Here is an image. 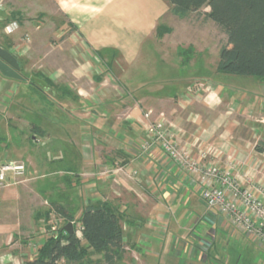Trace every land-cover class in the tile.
I'll return each instance as SVG.
<instances>
[{
  "label": "crops",
  "instance_id": "obj_1",
  "mask_svg": "<svg viewBox=\"0 0 264 264\" xmlns=\"http://www.w3.org/2000/svg\"><path fill=\"white\" fill-rule=\"evenodd\" d=\"M50 1L72 26L73 34L90 49L93 58L99 60L107 71L116 76L118 74L119 77L112 75L115 81L126 82L125 92L115 100L116 92H112L113 88L103 87L100 83L102 77L98 73L90 74L91 64L79 62L77 65L83 73L76 70L71 75L76 81L75 89L68 85L65 89L68 94L59 97L55 95L61 100L59 108L63 114L73 113L66 110L71 102L76 111L86 113V107L94 106L105 115L114 114L121 109L124 130L115 131L105 127L104 123L97 122L93 125L95 137L85 138L83 131L86 128L81 129L78 126L80 120L73 119L68 114L70 125L75 124L80 130L74 138L59 140L61 137L54 132L57 129L56 124L53 128L49 119L42 122L34 113L37 116V120L33 122L34 129H39L44 136L41 142L31 136L27 140V149L23 150L25 145L21 142L20 128L17 131L0 124L6 133L13 131L17 141L16 145L13 144L8 149L6 138L4 140L0 137V162L19 161L25 165L28 177L31 171H36L39 172L38 180H44L41 183L43 185H36V181L33 182L34 177H27L23 183L11 184L0 190V264H26L36 258L38 249L48 234L45 214L51 209H46L47 204L52 202L45 195L57 187L53 179L58 177L63 178L66 185L77 187L76 201H83L78 212L73 214L77 225L83 208L89 204L108 202L116 208L122 219L120 227L124 254L127 251L132 253L138 259L137 264H264V248L224 223L218 214L208 211L197 189L190 187L177 168L165 160L158 145H152L147 153H142L140 149L142 143L148 139L147 127L163 120L166 127L174 128V138L180 148L189 149L193 156L197 155L200 148H209L212 154L208 156V162H218L223 167L228 160L234 161L235 171L243 185L251 183L264 187V168L261 166L264 162V83L246 77L239 81H230L229 77L216 73V65L211 67L208 74L202 75L201 72L193 70L194 75L179 80V76H176L177 64L191 69L202 61L190 64V59L187 64H181L180 60L168 57L165 61L163 58L166 53L161 51L156 53L157 63L164 65L169 61L176 66L163 71V80L160 79L162 83H153L150 87V80L144 79L136 85L132 79V67L137 63H141L142 67L147 64L143 59L140 62V54L167 15L166 2ZM11 15L15 16L14 20L6 22ZM19 15L17 12L9 16L3 13L1 20L5 23L14 22L16 27H21ZM0 48L8 51L10 47L0 44ZM149 49L151 51L152 48ZM151 59L148 65H153L155 56L152 61ZM201 65L207 66L204 62ZM81 66H86L87 70ZM83 70L90 74L88 78L96 86L92 94L87 93L81 86V82L88 76H84ZM55 77L56 75H52L48 79L53 82ZM17 81L0 74V96L5 95V88H9V96L16 95L15 89L21 96V89L25 87L21 85L22 80ZM166 88L169 89L164 92ZM92 112L91 118L95 117L97 111ZM147 113L150 116L145 119L144 115ZM78 116L85 118V114L78 113ZM46 137L49 142L54 138L57 143L43 151L42 158L36 154L38 151L35 146L44 142ZM12 140L11 138L10 142ZM57 145L61 149L70 146L73 149L70 150L72 154L56 148ZM106 147L110 152L102 154L101 151L107 149ZM6 152L9 153L8 158ZM28 156H34L36 161L29 160ZM60 162H67L70 168L66 171L50 170L48 174L44 172L49 164ZM98 163L106 169L101 171ZM85 168L89 169L88 172L91 169V172H85ZM118 169L121 171L115 172ZM105 171H111V174L108 175ZM130 172H135V176L131 177ZM66 173H76L78 178H98V184L92 182V191L95 192L93 202H85L83 187L87 181L81 179L76 181L77 185H69V181L64 180ZM27 181L29 184L24 185ZM66 195L57 204L70 211L68 204L74 200L69 201ZM53 215V212L49 213V216Z\"/></svg>",
  "mask_w": 264,
  "mask_h": 264
},
{
  "label": "rangeland",
  "instance_id": "obj_2",
  "mask_svg": "<svg viewBox=\"0 0 264 264\" xmlns=\"http://www.w3.org/2000/svg\"><path fill=\"white\" fill-rule=\"evenodd\" d=\"M3 8L4 9L0 14V18L3 13L8 16L11 13L16 12L20 14L18 16V21H21L22 25L21 27L17 26V28L11 33H6L5 31L6 26L10 22H0V44L9 46L10 48L8 49V52H10L17 59L19 65L18 74L23 81L21 85L22 87H25L26 90L21 89L22 95L19 96V91L15 89L14 94L16 95L12 96L11 94L9 96V93H7L9 88L4 89L5 95L3 97L0 96V124L5 128H14V130L17 131L20 128L22 138L21 142L22 145H25L23 147V150L27 149V140H30L31 136H34L40 142L42 141V138L44 136V134L41 135L40 132H35L37 130L36 128L34 129L33 124V122L37 120L35 118L37 117L35 114L40 117V120L42 122L44 121V119H49L50 121H48L53 124V128L56 124L55 128L57 129H55L54 132L61 137L59 138V140H67L66 137H68L69 139L74 138L76 136V132L80 130L78 126H80L81 129L86 128L85 131H83V135L85 138L92 137L94 136L93 134H95V126L93 125L97 122H102L106 125L105 127L113 128L115 131H123L124 127L122 125V121L124 119V116L121 109H118V112L114 114L105 115L100 112V109L98 107L92 106L88 108L85 105V113V111H76L73 103L69 102L68 106H66V110L73 111V113L68 112L69 116L73 119L80 120L78 121V126H75V124L70 125L71 120L68 117V114H63V112L59 108V101L61 100H59L60 98H57L56 96L59 97V95H66L65 89L68 85H70L72 89H75L74 86L76 85V81L71 76L74 71L77 70L79 73H83L80 69V66L77 65V63L79 62L91 64L92 72H90V74L98 73L102 77L100 81L101 85L109 89H114L111 90L112 92H116L115 100L119 99L121 97L120 95L125 92L124 87L126 82H124L123 80H121L120 82L115 81L112 75L114 77H117L118 74L116 76L113 74V72L107 71L106 67L102 66L99 60L96 61L93 58L90 49L86 47L85 43L81 39H78L73 34L74 30L72 26L68 24L65 17L58 11V9H56L52 2L50 0H3ZM204 11H208V9L204 8ZM159 25L160 30L154 33V35L150 38L148 43L145 45L144 50H142L140 54V62L141 59H143L147 63V66L143 65L142 67L141 63H137L134 67H132V79H134V83H136V85L137 82H143L144 79L150 80L149 85L152 84L150 85V87L153 86V83H162L160 79H162L161 74L163 73V71L167 70V68L171 69L173 66H176L175 63H170L169 61L168 63L165 62L166 64L164 65L161 63H157L156 60L158 59V56L156 53H160L161 51L163 53H166L165 57L163 58L165 59V61H167L168 58H173L176 60L178 59L181 61L179 52L182 49L191 48V50H193V53L191 55L190 64L194 61H202L197 63L191 69L182 67L177 64L176 68L178 69V71H175H177L176 76H179V80H183L190 75H194L195 71L193 70H196L197 72L199 71L203 75L208 74V72L211 70V67H215L218 61V48L221 45L225 44L226 37L211 22L203 21L202 17L198 16L197 14H191L189 17L184 19L176 18L168 11L167 15L163 18ZM165 29L167 30V32L163 34L162 32H164ZM149 48H152L151 51ZM154 56L155 62H153V65H148L150 64V59H153ZM203 62L206 63V67H202L203 65L201 64ZM81 68L85 71L87 70L86 66H81ZM38 74L42 75V77L45 78H48L52 75H56V77L53 79V82L46 83L43 78L38 76ZM90 74H84V76H88H86L83 83L81 82V86L85 91H87V93L92 94V91L96 88V86L94 84V81L92 83V81L88 78L90 77ZM220 75H222V77L227 76L223 74ZM227 77H229L230 81H239L240 79H244L242 77L236 76ZM13 83H15L16 85L19 82L17 81V83ZM30 83H33L38 90L36 91L29 89L28 85H30ZM167 89L169 88H166L164 92L168 91ZM51 99H53L54 101H51ZM92 111H97L95 113L96 118H91V114L93 113ZM78 113L85 114V118H83L82 116H78ZM41 117H43V119ZM107 123H109V125H107ZM4 129L0 127V137L4 138V140L6 138L7 143L9 144L8 149H10L13 144H17V141L14 138L15 133L13 131L6 133V130ZM42 129H44V125H42ZM170 129L173 131V134H175L174 128L170 127ZM102 131L106 133L105 130ZM47 135L49 136L50 133H47ZM11 138L13 139L12 142H10ZM48 140V137H46L44 142H42L40 145L35 146V150L38 151V153H36L35 150L31 151L34 152V154H39L43 158V151L48 149L52 144L57 143L54 138H52L51 142H49ZM60 143L62 144L61 141ZM56 148L61 149V146L57 145ZM90 148L92 152H94L93 147L90 146ZM31 149L34 148L32 147ZM61 150L69 154L71 153L70 150L73 149L70 146H64ZM109 152V148L101 151L102 154H108ZM8 156L9 153L6 152V158H8ZM27 158L34 162L36 161L34 159V156H32V158L31 156H28ZM9 162L15 161L10 160ZM17 163L20 162L18 161ZM97 166L101 171L106 169L103 168V166H99V163L97 164ZM68 168H70V166L67 162L52 163L51 165H48V167L46 168L47 171L44 172L48 174L50 173V170L59 169L60 171H66L68 170ZM86 171L87 173H90L91 169L90 172H88L89 169L85 168V172ZM38 173L39 172L31 171V174L28 177L26 175L25 167V175L21 178L19 183H23L28 178L32 179L34 177L33 182L36 181L34 182L36 185H43L41 183H44V180H38ZM75 174L76 173L67 174L68 177L65 176L69 181V185H71L72 183H76V181H81V179L86 180L87 182L83 187V189L85 190V202H93V200L95 199V192L92 191V182L95 181V183L98 184V178H95L94 176L78 178V176ZM62 179L63 178L60 177L53 179L54 184L57 187H54V189L52 188V191H48V193L45 195L52 203H60L59 201H62L65 198L66 187L68 185H66V183ZM28 182L29 181H27L24 185L29 184ZM101 183L103 182H100V184ZM75 185H77V183ZM76 189L77 187L72 188L68 186V194L66 195L69 201H71L72 199L74 200L73 203L68 204L70 212H73V214L75 212H78V209H80V206L83 202L80 200L76 201ZM44 200L47 199H45L44 197ZM44 200L42 202H44ZM75 201L77 204L75 203ZM71 208L73 209V211H71ZM46 209H50L46 211V214H48V222L46 223V232L48 233V237L51 234L53 235L57 233V230L63 226L64 221L61 217L57 216L53 212V207L50 203L47 204ZM50 212L54 213L52 217L49 216ZM74 221L75 228L78 230L79 225H77V221L75 219ZM76 233L78 237H81L79 230ZM137 263L138 259L135 258L129 251L125 252L120 261L115 262V264ZM82 264H103V258L101 255L92 254L88 256L82 262Z\"/></svg>",
  "mask_w": 264,
  "mask_h": 264
},
{
  "label": "trees",
  "instance_id": "obj_3",
  "mask_svg": "<svg viewBox=\"0 0 264 264\" xmlns=\"http://www.w3.org/2000/svg\"><path fill=\"white\" fill-rule=\"evenodd\" d=\"M162 1L166 2L168 11L174 17L184 19L191 14H197L225 35V44L218 48L216 73L255 78L264 83V0ZM204 8L208 11H204ZM11 16L6 22L14 20L15 16ZM159 30L160 25L156 31ZM166 32L165 29L162 33ZM192 53L191 48L181 50V64H187ZM98 56L100 57L99 54ZM38 76L50 83L48 78L39 74ZM28 88L38 90L33 83ZM65 93L68 94L66 91ZM35 132L41 131L37 129ZM65 180L68 182V179ZM51 205L53 212L63 219L64 224L57 233L44 240L36 258L26 264H82L92 254L101 255L103 264H115L122 258L124 243L120 227L121 217L110 203L99 201L83 208L78 219L81 238L76 235L78 230L75 228L73 213L57 203ZM69 223L72 224V235H67L64 231Z\"/></svg>",
  "mask_w": 264,
  "mask_h": 264
},
{
  "label": "built area",
  "instance_id": "obj_4",
  "mask_svg": "<svg viewBox=\"0 0 264 264\" xmlns=\"http://www.w3.org/2000/svg\"><path fill=\"white\" fill-rule=\"evenodd\" d=\"M3 9V0H0V14ZM16 28L12 22L5 31L11 33ZM149 116L150 113L144 115L145 119ZM146 132L149 135L140 146L142 153H147L152 145H158L165 160L177 168L190 187L197 189L208 211L218 214L224 223L264 248V187L261 184L243 185L235 171L234 161L228 160L223 167L218 162H208L207 158L212 154L209 148H200L196 156L189 149L180 148L173 131L163 120L147 127ZM261 166L264 168V162ZM118 171L121 170L115 172ZM105 173L109 175L111 171ZM135 174L130 172L131 177ZM24 175L23 163L0 162V190L18 184Z\"/></svg>",
  "mask_w": 264,
  "mask_h": 264
},
{
  "label": "water",
  "instance_id": "obj_5",
  "mask_svg": "<svg viewBox=\"0 0 264 264\" xmlns=\"http://www.w3.org/2000/svg\"><path fill=\"white\" fill-rule=\"evenodd\" d=\"M18 72L19 65L17 59L10 52L0 48V74L6 78L21 80ZM64 231L67 233V235H72V224H67L64 227Z\"/></svg>",
  "mask_w": 264,
  "mask_h": 264
}]
</instances>
